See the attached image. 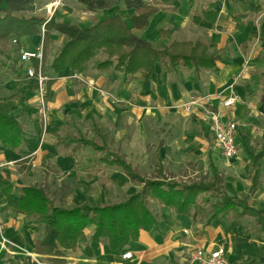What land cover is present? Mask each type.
Masks as SVG:
<instances>
[{"label":"crops","instance_id":"1","mask_svg":"<svg viewBox=\"0 0 264 264\" xmlns=\"http://www.w3.org/2000/svg\"><path fill=\"white\" fill-rule=\"evenodd\" d=\"M176 1H174L173 5L162 7L157 14L153 15L146 29L136 31H142V35L139 36L155 44H159L163 39L160 34L162 28L172 30L170 41L205 42L209 45L210 53L216 52L219 57L215 67L210 69L179 67L176 71L168 73L157 65L155 72L152 74V79L149 81H146V72L137 71L131 82L124 83V77L121 74L112 70L100 72L95 67L92 70L88 65L79 70L67 67L64 71L56 73L51 68V64L58 53L53 56L50 50L49 53L47 50L45 66L48 69H46V74L49 80H53V85L50 88L51 90L48 91L50 110L46 133L43 132L42 120L37 112V81L28 78L26 75L17 77L6 69L1 70V74H6L4 79L6 90L19 89L24 92L20 99L10 101L12 113L18 116L22 113V109H28L29 112L32 110V114L31 117H23L29 136L24 140L21 152L15 153L0 147V178L10 180L17 187L30 186V182L27 181L29 179L37 181L35 178L38 168L40 169L47 165L45 170L49 171L54 170L52 167L54 165L56 168L58 167L56 170L61 171V176L79 164L78 162H84L83 160L94 166L93 179L101 174L104 168L113 169V167L105 166L98 171L95 161L90 160L94 157L91 149L88 150L93 153L92 156H86L83 151L87 149L76 151L72 146L67 147L61 142L67 135L75 134L79 130L84 132L76 125L75 120L73 121L74 118L81 114L78 108L80 106H83L84 110L88 112L89 120L94 116L101 123L106 133V128H108L109 124L117 125L120 122H124L125 119H129V121L135 118L140 120L143 117L161 115V113L168 112L169 108L175 104L188 102L193 97L208 94L214 95L210 105L222 110L223 119L226 122L234 120L239 125L237 142L240 154L241 149L243 150L240 147L241 136L246 135L249 139V133L243 132L239 121L235 120V115H238V117L243 115L240 107L242 105L246 107V103L257 106L258 102L260 107L264 106V103L260 102L261 100L252 83L248 80L249 70L261 69L260 67L264 61V0H197L198 3L202 1L198 10H196L197 1L194 4L192 3L195 0H183V5ZM203 1L207 2L203 3ZM210 6L215 7L214 9L218 13L215 23L206 17H201L203 11ZM2 7L3 5L0 6V9ZM171 7L173 8L172 12H166V9ZM192 11L194 13H192V22L203 36L196 39L177 38L178 32L176 30L177 25L180 24V17L183 16L182 14H188ZM199 17L200 20L198 21ZM164 21L173 25V27H160V24ZM130 25L132 26V21ZM153 27H157L155 39L150 37ZM196 29L192 30L197 32ZM189 32L191 33V31ZM186 34L188 35V33ZM34 37L30 40L24 39L22 42L31 43V46L28 47L34 49L40 43V39L35 42ZM157 41L159 42L157 43ZM231 42L238 45L244 43L242 46L243 49L245 48L244 52L241 49L240 53H221L225 45ZM62 47L58 48L59 52ZM87 82L89 83L87 84ZM93 84H96V86H93ZM101 89L109 91L111 97L107 98V96L102 95ZM260 92L264 100V85ZM231 95L241 96L242 102L237 99L235 105L228 108L224 107L222 105V97L226 98ZM15 108L17 109L16 111L14 110ZM193 109L190 113H186L171 108L169 113L175 121L179 120L176 118L177 115L186 116L192 131L195 130L193 126L202 129L200 131L201 133L203 132V135L198 133L196 135L197 138L201 142H205L208 145L206 147H215L216 155L227 161L215 143L216 139H214L211 129L212 124L206 118L205 113L202 109ZM233 109L234 113L230 115L229 113ZM189 117H191V120H189ZM65 123L74 125L75 132L69 131L66 134ZM56 132L60 134L57 142L53 140ZM56 144L57 147H55ZM163 145V142H161L159 148L163 147ZM63 148H69V151L63 154L61 151ZM112 148L114 147L112 146ZM114 149L123 154L121 147ZM81 152L84 153L82 157L80 156ZM243 152L245 153L244 150ZM161 157L157 154V170L159 162H162L163 166H165ZM20 162L24 167L20 169V173L14 172L15 168L21 167L19 165ZM45 162L47 163L44 164ZM7 164L10 166H5ZM209 165L211 171H213V167L218 168L221 179L222 174L226 175L228 171V173L237 174L241 170L238 165L226 170L219 164H215L211 158L209 159ZM37 166L40 167L37 168ZM165 167L166 176L170 179H176L166 173ZM261 171L262 176L258 189L253 194H250V188L253 185L252 177L245 183L248 186L247 189L240 186L238 181L232 180V177H227L228 180L225 181V184L222 179L223 187L228 193V190L232 191L233 193H229L231 195L238 196L241 199L247 198L250 205L264 208L263 189L261 191L264 186V179L261 182L264 175V165ZM120 172L126 182H135L139 185V189L132 192V194L137 193L142 185L122 171ZM38 179L42 182L41 178ZM31 186L36 185L32 184ZM43 186L37 185V187L41 188ZM75 193L72 192L68 196L73 201L78 199ZM6 203V196L0 192V264H59L55 260L58 256L47 253V251L36 252L37 241L44 245L52 246L55 250H61L62 255L59 258L72 264H196L193 262V257L198 249L209 251L220 246L226 248L228 264H264V226L250 223L249 218L238 219V217L231 216L218 218L211 224H206L200 222L196 215L190 217L177 215L171 208L157 203V211H154L158 218L157 226L152 231H142L139 241H134L121 252L113 251L105 241L92 240L91 236L94 232V227L93 230L85 229L84 235L78 241L77 248L62 250L56 239L55 231L48 224L37 223L35 217H26L24 214L15 213L11 209H5ZM83 203H89L90 205L102 204L78 200L72 206ZM72 206L65 204L60 207ZM182 216L187 218L186 224L189 227H185ZM126 252H132V258L124 259L122 255Z\"/></svg>","mask_w":264,"mask_h":264},{"label":"trees","instance_id":"2","mask_svg":"<svg viewBox=\"0 0 264 264\" xmlns=\"http://www.w3.org/2000/svg\"><path fill=\"white\" fill-rule=\"evenodd\" d=\"M117 1L124 2L128 9H134L133 27L120 14L98 19L90 26L55 19L46 22L44 15L31 13L37 0H0V6L3 5L0 9V70L6 69L17 77L27 76L25 64L20 61V43L41 33L44 24V60L52 42V32L56 30L66 37L62 50L51 64L56 73L67 67L79 70L93 61L98 71L112 70L124 77V83H129L137 71L146 72V81H149L157 65L168 73L179 67H215L219 57L216 52L210 53L205 42L170 41L172 30L162 28L160 34L163 39L155 44L134 31L146 29L153 15L162 7L173 5L176 0H152L151 3L145 0H81L93 12L111 9ZM214 8H206L201 17L215 23L218 13ZM52 85L53 80H49V90ZM23 93L19 89L9 94L0 93V147L15 153L21 152L24 140L29 136L23 122L27 109H22V113L15 116L10 101L20 99ZM90 120L91 137L79 130L65 136L61 142L76 151L91 149L94 157L90 160L95 161L98 171L105 166L122 171L142 185L137 193L114 203L60 207L41 187H17L10 180L0 178V192L7 198L5 209L35 217L37 223L48 224L55 231L62 250L77 248L85 229L93 225L92 240L105 241L113 251L121 252L134 241H139L142 231H152L157 226L158 218L152 209L154 203L171 208L177 215H196L200 222L206 224L232 216L249 218L250 223L264 226V208L250 205L247 198L229 194L223 187L218 168L213 167L209 180L184 181L168 178L165 166L159 162L158 176L151 179L142 175L120 151L112 148L103 126L94 116ZM249 141L246 135L241 136L240 147L249 157L253 169L250 188V194H253L262 176L264 146L257 151ZM36 245V252L47 251L58 256L57 262H65L59 258L61 250L39 241Z\"/></svg>","mask_w":264,"mask_h":264},{"label":"rangeland","instance_id":"3","mask_svg":"<svg viewBox=\"0 0 264 264\" xmlns=\"http://www.w3.org/2000/svg\"><path fill=\"white\" fill-rule=\"evenodd\" d=\"M145 1L148 3L152 2V0ZM182 1L183 0H177L176 2L182 3L183 5L184 2ZM196 1L197 0L193 1L192 3L194 4ZM206 2L207 1H203V3ZM201 4L202 1H200L199 3L197 1L196 10L200 8ZM48 8H51L50 13L53 16L51 20H66L68 23H76L80 26H90L98 19L113 16L115 14L122 15L131 24V17L134 13V9H128L126 7V4H124V2L122 1H117L109 10H97L93 13L87 9L86 5L81 2V0H37V2H35V9L31 13H37L40 15L42 14L47 19L50 16ZM172 9V7L170 9H166V12H172ZM192 13L193 11L189 12L188 14H182L183 16L180 17V24L177 25L178 27L176 30L178 32V35L176 36L177 38L196 39L203 36L201 32L195 28L192 22V15L194 14ZM160 27L170 28L173 27V25L169 24L167 21H164L160 24ZM191 28L196 29L197 32L193 31ZM134 31L137 34L142 35V31ZM189 31H191V33ZM186 33H188V35ZM42 35L43 30L38 34V36L34 37V41L38 42L39 39L41 40L40 37H42ZM156 36L157 27H153L150 32V37L152 39H155ZM65 41L66 37L63 34L56 30L53 31L52 42L49 46L48 53L49 50L53 56L59 53L58 48L62 47ZM158 42L159 41H157V43ZM30 44L31 43L29 42L20 43L22 47L21 49H33L29 48L31 46ZM243 44L238 45L234 44V42H231L228 45L226 44L221 53L228 54L229 52V54H235L240 53L239 51H241V49L244 52L245 48H242ZM32 46L34 45L32 44ZM101 57L102 56H100L99 58ZM88 67L94 70L95 66L93 61L88 64ZM260 68L261 69L249 70L248 80L250 83H252L256 93H258V97L261 100L260 102L264 103V100L261 97L262 94L260 92L262 86L264 85V61L263 65ZM46 69H48V67ZM5 76L6 74H1L0 70V93L9 94L12 92V90H6L4 86ZM89 82H87V84ZM93 86H96V84H93ZM100 91L106 90L101 89ZM106 93L107 98L111 97L109 91H106ZM240 97L241 96L238 97V100L242 102ZM175 105L171 108L179 111L175 107ZM78 108L81 114H79L80 116H78L77 118H74L73 121L75 120L76 125L85 133L87 132L91 137L93 133L88 112L84 110L83 106H80ZM171 108H169V111L171 110ZM240 108L241 111H243V115L241 117L235 115V120L239 121V124L243 128V132L249 133V142L251 143V145L259 150L264 146V106L260 107L257 102V106H252L246 103V107L242 105ZM14 110L16 111L17 109L15 108ZM169 111L161 113V115L156 114L154 116L152 115L149 117H143L140 120H136V118L130 121L129 119H125L124 122H120L117 125L113 124L114 126L109 124L108 128H106V133L109 135L111 145L114 148L121 147L123 150L122 152L128 159V161L135 165L137 170L142 175H145L147 177L152 178L158 175L157 154H159L160 157L162 156L161 159L166 166L165 170L169 176L180 180H209L212 177V171L209 165V159L211 158L215 164H219L226 170H230L235 165L241 167V170L237 174L228 173L229 171L226 172V175L222 174L224 184L225 181L228 180L227 177H232V180L238 181L240 183V186H243V188L245 189L248 188L245 183L246 181L251 179L252 169H250L249 159L242 149L239 157L227 161L222 159L221 157L216 155L215 147H206L208 145H206L205 142H201L197 138L196 135L198 133L203 135V132L201 133L200 131L202 129H198L190 124L191 126H193V129H195L194 131H192V129L188 125V123L190 122L187 120L186 116L177 115L176 118H178L179 120L175 121L171 118ZM232 113H234V109L229 114L231 115ZM31 114L32 110L29 112V110L27 109L23 117H31ZM66 120L68 119L66 118ZM189 120H191V117H189ZM65 128L67 129V133L65 132L66 134H68L69 131L72 133L75 132L74 125L70 123H65ZM58 136H60V134L56 132L55 136L53 137V140L55 142L59 140ZM161 142H163L164 145L163 147L159 148ZM55 147H57V144L55 145ZM61 151L64 154L65 152L69 151V148H63ZM83 152H85L86 156H92L93 154L88 149ZM80 156H84V153L81 152ZM83 161L84 162H78L79 164L75 165L70 171H67L65 175L61 176V171L56 170L58 167L56 168L54 165H52L54 170L49 171L45 170L47 169V165L43 166L40 169L38 168L40 166H37L38 170L36 171L37 174L35 178L37 181L29 179V181L27 182H30L29 184H34L36 186L44 185L43 189L53 200H55V204L57 206H59L60 204V206L65 204L72 206V204H74L78 200H86L87 202L102 204L107 202L114 203L123 200L130 195H133L132 192L139 189V185H137V183L130 181L126 182V179L123 177L121 172L115 170L114 168H104L101 174H95L97 176L95 179H93L92 175H94L95 171L94 166L86 160ZM46 163L47 162H45L44 164ZM10 165L7 164L5 166L9 167ZM19 165L21 167L18 169L15 168L14 172L20 173V169H22L24 165H21V162L19 163ZM33 177L35 176L33 175ZM38 178H41L42 182ZM263 179L264 175L261 182L263 181ZM71 186L75 188H72ZM262 189L264 192V186L263 188H261V191ZM228 191L229 193H233L230 190ZM72 192H76L75 194L76 197L78 196V199H75L73 201L71 197H68ZM157 206V203L153 204V211H157ZM181 218L185 223V227H189L188 224H186L187 218L183 216ZM93 227L94 226L91 225L88 226L87 229L93 230Z\"/></svg>","mask_w":264,"mask_h":264},{"label":"built area","instance_id":"4","mask_svg":"<svg viewBox=\"0 0 264 264\" xmlns=\"http://www.w3.org/2000/svg\"><path fill=\"white\" fill-rule=\"evenodd\" d=\"M50 16L46 19L49 22L52 19L51 8H48ZM45 32V24L42 27ZM16 42V41H15ZM20 61L25 64V72L27 77L37 81V106L38 114L42 120L43 132L46 133L49 117V103H48V82L49 77L44 70V36L42 35L40 43L34 49H22L20 52ZM102 95H107L106 91H100ZM214 95H204L193 97L188 102L176 104L175 107L181 111L190 113L193 108L202 109L206 118L210 121L211 129L214 134L216 145L221 150L223 157L227 160L237 157L240 151L237 142L238 124L234 120L223 119L222 110L214 108L210 105ZM238 96L231 95L229 97H222V105L224 107H231L235 105ZM6 241V240H4ZM132 252H126L122 255L124 259L132 258ZM193 262L197 264H228L226 256V248L220 246L214 250L198 249L193 257ZM59 264H72L65 261Z\"/></svg>","mask_w":264,"mask_h":264}]
</instances>
